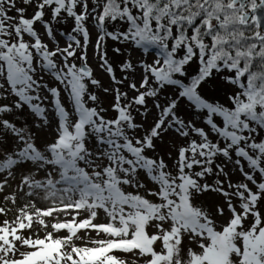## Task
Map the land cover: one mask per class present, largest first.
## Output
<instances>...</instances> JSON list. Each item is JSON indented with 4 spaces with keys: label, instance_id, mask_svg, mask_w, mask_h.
I'll return each mask as SVG.
<instances>
[{
    "label": "snow or ice",
    "instance_id": "6c2138e0",
    "mask_svg": "<svg viewBox=\"0 0 264 264\" xmlns=\"http://www.w3.org/2000/svg\"><path fill=\"white\" fill-rule=\"evenodd\" d=\"M0 264H264V0H0Z\"/></svg>",
    "mask_w": 264,
    "mask_h": 264
}]
</instances>
